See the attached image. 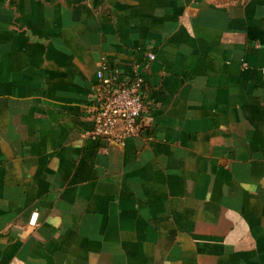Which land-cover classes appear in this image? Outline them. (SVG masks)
<instances>
[{
	"label": "crops",
	"instance_id": "1",
	"mask_svg": "<svg viewBox=\"0 0 264 264\" xmlns=\"http://www.w3.org/2000/svg\"><path fill=\"white\" fill-rule=\"evenodd\" d=\"M102 60L146 80L123 144ZM0 264H264V0H0Z\"/></svg>",
	"mask_w": 264,
	"mask_h": 264
},
{
	"label": "built area",
	"instance_id": "2",
	"mask_svg": "<svg viewBox=\"0 0 264 264\" xmlns=\"http://www.w3.org/2000/svg\"><path fill=\"white\" fill-rule=\"evenodd\" d=\"M148 59L154 55L148 53ZM88 102L90 125L87 135L107 142L123 144L140 133L149 112L146 80L136 68L124 73L102 60L96 72ZM37 212L29 225L36 226Z\"/></svg>",
	"mask_w": 264,
	"mask_h": 264
}]
</instances>
